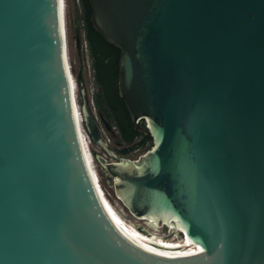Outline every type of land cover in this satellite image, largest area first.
<instances>
[{
  "label": "water",
  "instance_id": "water-1",
  "mask_svg": "<svg viewBox=\"0 0 264 264\" xmlns=\"http://www.w3.org/2000/svg\"><path fill=\"white\" fill-rule=\"evenodd\" d=\"M88 1L152 146L119 155L83 84L77 109L62 0H0V264H264V0ZM86 135L132 225L184 254L130 236Z\"/></svg>",
  "mask_w": 264,
  "mask_h": 264
},
{
  "label": "trees",
  "instance_id": "trees-1",
  "mask_svg": "<svg viewBox=\"0 0 264 264\" xmlns=\"http://www.w3.org/2000/svg\"><path fill=\"white\" fill-rule=\"evenodd\" d=\"M81 27L77 28V41L81 45L84 32L88 43L89 55L97 86L93 102L110 126H116L117 138L125 146L118 149V154L128 155L135 149L152 146L150 133L144 134L134 129L130 114L118 90L120 49L108 43L93 27L88 0H79ZM77 83L83 84V76L77 74ZM102 169V168H101Z\"/></svg>",
  "mask_w": 264,
  "mask_h": 264
},
{
  "label": "rangeland",
  "instance_id": "rangeland-1",
  "mask_svg": "<svg viewBox=\"0 0 264 264\" xmlns=\"http://www.w3.org/2000/svg\"><path fill=\"white\" fill-rule=\"evenodd\" d=\"M81 25H82V21H81V10H80L79 0H66V27H67L68 55H69L70 67L72 70L71 72L73 74V77L75 78L74 80L76 84L77 99L80 102V99H81L80 85L77 83V74L80 72L83 76V86L85 87L87 95L90 98L91 107L94 113L96 114V116L100 118V113L98 112V109H96L94 102H93V95L96 92L97 86H96L95 79H94V72L92 68L90 55H88L85 51V45L83 41V32L81 34L82 43L80 46L78 45L79 42L77 41V28L81 27ZM116 134H117V130L108 131V135L111 138L110 145L113 149H120L124 147L125 145L119 142ZM88 147L92 155V163H93L94 169L97 172L99 182L102 188L104 189V192L106 193L108 199L112 202V204H114L116 209L120 211V213L126 219V221L128 222L131 221L130 223H132V221L142 222L141 219L132 215L124 207L122 202L117 198L116 193H115L114 184H113V178L110 177L107 174V172L101 169L99 163L95 159V154L97 153L99 155H102L103 157H106L108 161H113L114 159L109 157L107 154H105L92 141H88ZM149 148L151 147L135 149L131 151L128 155H122V154H119V155L128 157L130 159H136L141 154H143L145 151H147ZM159 233L161 235L165 234L163 227H159Z\"/></svg>",
  "mask_w": 264,
  "mask_h": 264
},
{
  "label": "bare ground",
  "instance_id": "bare-ground-1",
  "mask_svg": "<svg viewBox=\"0 0 264 264\" xmlns=\"http://www.w3.org/2000/svg\"><path fill=\"white\" fill-rule=\"evenodd\" d=\"M62 11H63L64 31H65V34H66V44H67L66 0H62ZM67 53H68V44H67ZM71 77H72V81H73V85H74V97H75V100H76V106H77V109L79 110V105H78V102H77V94H76V84H75V80H74L75 78L73 77L72 72H71ZM85 142H86V152H87V155H88V159H89V162H90V167H91L92 173L94 175L96 184L101 186V184L99 182V179H98L97 172L94 169V166H93V163H92V159L90 158L91 156L89 155V152H88V148H87L88 141H87V139L85 140ZM109 202H110V205H111L114 213L116 214L117 218L119 219L120 223L127 230V232L130 234V236L133 239H135L136 241H138V242L142 243L143 245H145L147 247H150V248H152V249H154V250H156V251H158L160 253H163V254H184L185 251L188 249L185 239H183V240L175 239V240H173L171 242H168V243H162V242H159V241H156V240H153V239L149 238L145 234V232H141L134 225H132V223H130L131 221L130 222L126 221V219L122 216L120 211H118L116 209L114 204H112V202L110 200H109Z\"/></svg>",
  "mask_w": 264,
  "mask_h": 264
},
{
  "label": "built area",
  "instance_id": "built-area-1",
  "mask_svg": "<svg viewBox=\"0 0 264 264\" xmlns=\"http://www.w3.org/2000/svg\"><path fill=\"white\" fill-rule=\"evenodd\" d=\"M83 41H84V45H85V51H86V53L89 55L88 43H87V41H86V39H85L84 32H83ZM89 99H90V98H89ZM91 102H92V101H91ZM93 112H94V111H93ZM94 114H95V113H94ZM95 117H96V119L98 120V122H99L100 125H101V130H102L103 135L105 136L107 142H108V143H111V138H110V136L108 135V130L105 128V126H104L103 123L101 122L100 118H99L98 116H96V114H95ZM116 130H117L116 126H111V130H110V131H116ZM86 139H87V141H91L88 135H86ZM87 148H88V152H89V154H90V156H91V159H92V155H91V152L89 151L88 144H87Z\"/></svg>",
  "mask_w": 264,
  "mask_h": 264
},
{
  "label": "flooded vegetation",
  "instance_id": "flooded-vegetation-1",
  "mask_svg": "<svg viewBox=\"0 0 264 264\" xmlns=\"http://www.w3.org/2000/svg\"><path fill=\"white\" fill-rule=\"evenodd\" d=\"M116 151H118V149H115Z\"/></svg>",
  "mask_w": 264,
  "mask_h": 264
}]
</instances>
